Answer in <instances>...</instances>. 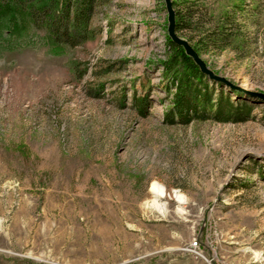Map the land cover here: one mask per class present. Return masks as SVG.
I'll list each match as a JSON object with an SVG mask.
<instances>
[{
	"label": "rangeland",
	"instance_id": "obj_1",
	"mask_svg": "<svg viewBox=\"0 0 264 264\" xmlns=\"http://www.w3.org/2000/svg\"><path fill=\"white\" fill-rule=\"evenodd\" d=\"M175 2L198 6L204 26L178 35L206 66L264 94V0ZM216 25L222 50L199 42ZM92 27L65 55L0 54V264H264V102L241 93L246 122L169 125L163 0H103Z\"/></svg>",
	"mask_w": 264,
	"mask_h": 264
},
{
	"label": "trees",
	"instance_id": "obj_2",
	"mask_svg": "<svg viewBox=\"0 0 264 264\" xmlns=\"http://www.w3.org/2000/svg\"><path fill=\"white\" fill-rule=\"evenodd\" d=\"M102 3L103 0H0V54L45 47L53 56L65 55L98 36L92 20ZM175 5L172 0L173 8ZM174 12L178 34L204 26L194 3ZM230 37L223 27L216 25L205 30L199 42L205 41L206 46L212 47L221 45L222 50ZM167 45L171 52L162 65L167 79L165 92L171 100L164 114L165 123L188 125L207 120L239 123L252 119L253 107L247 101H239L240 92L226 91L222 84L210 82L184 49L172 43L168 36ZM192 47L198 53V48ZM146 97L136 102L141 114Z\"/></svg>",
	"mask_w": 264,
	"mask_h": 264
},
{
	"label": "water",
	"instance_id": "obj_3",
	"mask_svg": "<svg viewBox=\"0 0 264 264\" xmlns=\"http://www.w3.org/2000/svg\"><path fill=\"white\" fill-rule=\"evenodd\" d=\"M165 5V10L167 13V36L171 40L172 43H174L177 46H181L185 54L189 56L193 62L198 66L200 72L207 76L208 79L212 80L213 82H218L228 88L229 90H234L237 92H240L246 96L257 98L264 102V94L258 93V92H252L245 89H242L238 86H235L228 82L226 79H224L221 76L215 75L203 62V60L200 58L198 53L193 49V47L190 45V43L185 40L184 38H181L178 33L175 30V12L172 6V0H163Z\"/></svg>",
	"mask_w": 264,
	"mask_h": 264
},
{
	"label": "clouds",
	"instance_id": "obj_4",
	"mask_svg": "<svg viewBox=\"0 0 264 264\" xmlns=\"http://www.w3.org/2000/svg\"><path fill=\"white\" fill-rule=\"evenodd\" d=\"M153 188L157 192V197L159 198V202L157 199H153L151 202L146 201L145 203L152 208V210L160 212L161 214H165L168 211L167 202L163 201V197H165L166 192L162 186H157V182L153 181ZM176 198L178 205H184L188 202L187 196L183 193L177 191ZM245 251H252L251 249H246ZM264 259V252L255 251L253 252V261H261Z\"/></svg>",
	"mask_w": 264,
	"mask_h": 264
},
{
	"label": "built area",
	"instance_id": "obj_5",
	"mask_svg": "<svg viewBox=\"0 0 264 264\" xmlns=\"http://www.w3.org/2000/svg\"><path fill=\"white\" fill-rule=\"evenodd\" d=\"M193 245H194V247H196V246H197V242H194V244H193Z\"/></svg>",
	"mask_w": 264,
	"mask_h": 264
}]
</instances>
